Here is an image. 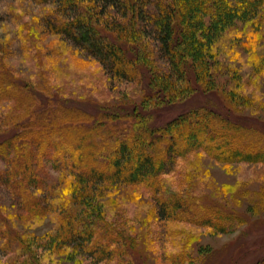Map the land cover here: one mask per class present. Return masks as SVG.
Wrapping results in <instances>:
<instances>
[{
  "label": "trees",
  "instance_id": "1",
  "mask_svg": "<svg viewBox=\"0 0 264 264\" xmlns=\"http://www.w3.org/2000/svg\"><path fill=\"white\" fill-rule=\"evenodd\" d=\"M55 1L66 18L48 23L51 29L96 58L113 79L134 80L150 94L143 104L125 107L78 105L72 99L35 93L29 84H20L0 69V99L13 104L6 112L13 115L6 117L14 119L7 126L0 122V157L6 163L0 184L24 211L44 215L57 207L44 191L48 185L40 172L45 162L72 177L53 235L61 245L83 248L96 262L111 256L117 245L122 251L130 249L126 237L91 198L103 183L145 182L160 217L209 225L208 216L196 214L203 203L159 192L157 178L168 161L200 148L226 162H264V147L253 140L247 147L235 144L230 134L238 123L229 124L214 109L195 108L162 125H153L148 118L155 106L171 100L165 95H171L174 77L184 81L186 98L203 88L200 70L212 66L214 43L226 27H252L264 42V0H155L153 10L147 9L148 0ZM111 11L115 16H109ZM128 15L140 19L139 28L122 26L120 18ZM149 44H156L168 59L171 72L154 65ZM203 48L207 56L201 53ZM0 238L12 243L9 264L35 263L25 241L1 220ZM21 256V261L14 258Z\"/></svg>",
  "mask_w": 264,
  "mask_h": 264
},
{
  "label": "rangeland",
  "instance_id": "2",
  "mask_svg": "<svg viewBox=\"0 0 264 264\" xmlns=\"http://www.w3.org/2000/svg\"><path fill=\"white\" fill-rule=\"evenodd\" d=\"M152 2L155 0H148L147 9L153 10ZM64 18L55 0H0V69L44 97L72 99L78 105L93 107L143 104L145 95L150 94L148 89L134 80L113 79L96 58L48 26ZM120 22L134 30L142 24L136 15L121 17ZM217 39L212 66L204 65L206 68L200 70L203 88L186 98L184 81L174 77L172 93L165 95L171 100L155 106L148 122L162 125L195 108L214 109L227 117L229 124L238 123L230 134L235 144L247 147V141L253 140L264 147L261 34L248 26L226 27ZM155 45H148L150 59L159 69L170 71L168 59ZM203 49L201 53L207 56ZM152 99L154 102V97L148 100ZM10 105L0 99V122L6 126L14 120L13 116L6 117L13 115L11 111L6 115ZM5 167L0 157V170ZM40 173L44 185H48L45 193L51 203L57 204L44 215L24 211L8 187L0 184V220L25 241L33 264H264L262 161L226 162L200 148L168 161L157 178L159 192L167 191L168 197L174 192L184 202L188 198L203 203L196 214L208 216L209 225L160 217L152 190L145 182L98 185L92 200L100 203L104 218L126 237L130 248L122 251L117 245L118 250L112 248V255L101 262L83 248L58 243L53 231L72 177L48 161ZM11 246L7 239L0 238V264L10 263ZM23 257L14 258L21 261Z\"/></svg>",
  "mask_w": 264,
  "mask_h": 264
}]
</instances>
